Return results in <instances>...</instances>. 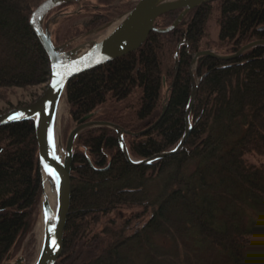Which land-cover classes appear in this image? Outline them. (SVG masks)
<instances>
[{
  "label": "trees",
  "instance_id": "obj_1",
  "mask_svg": "<svg viewBox=\"0 0 264 264\" xmlns=\"http://www.w3.org/2000/svg\"><path fill=\"white\" fill-rule=\"evenodd\" d=\"M44 1L0 0L2 102L13 89L50 81L48 56L29 25ZM117 8L90 16L86 26L106 24ZM213 11L217 41L204 44ZM180 13L158 18L156 28L170 27ZM70 16L76 14L62 19ZM257 41H264V0H212L173 31L151 33L137 51L71 79L65 89L69 120L75 125L111 105L92 120L138 134L160 117L166 78L172 88L164 116L145 134L124 136V142L137 161L168 152L185 133L192 56L233 55ZM195 74L202 80L190 134L178 154L136 167L126 161L110 129H91L77 138L56 264H264V165L247 160L264 157V47L228 62L200 58ZM40 200L33 123L0 128V264L30 232ZM131 210L130 218L115 222Z\"/></svg>",
  "mask_w": 264,
  "mask_h": 264
},
{
  "label": "water",
  "instance_id": "obj_2",
  "mask_svg": "<svg viewBox=\"0 0 264 264\" xmlns=\"http://www.w3.org/2000/svg\"><path fill=\"white\" fill-rule=\"evenodd\" d=\"M82 1L85 0H46L32 13L29 25L48 56L51 68L50 81L34 102L0 115V128L23 122H32L34 125L41 178L42 240L39 254L33 264H56L61 257L64 228L70 208V173L74 144L82 133L98 128L112 130L118 137L121 152L132 166H148L174 156L182 149L191 130L190 114L202 80L195 74L198 59L209 57L228 62L241 58L254 48L264 47V41H257L244 46L233 55L225 56L212 51H201L192 56L189 69L191 94L185 111V133L179 143L168 152L137 161L129 156L124 142V136L145 134L160 121L165 114L168 97L163 102L162 113L157 121L138 134L126 132L111 123L91 120L96 115L95 112L76 123L63 146L58 132L59 110L66 86L71 79L137 51L151 33L166 34L173 31L186 15L212 0H138L134 8L125 14L121 24L104 39L93 43L91 48L86 50L87 44L70 48L71 43L55 46L50 26L57 23L56 15L47 22H45L46 17L60 6ZM175 11H181V13L170 27L156 28L155 21L158 18ZM49 193L55 197L54 211L48 203Z\"/></svg>",
  "mask_w": 264,
  "mask_h": 264
},
{
  "label": "rangeland",
  "instance_id": "obj_3",
  "mask_svg": "<svg viewBox=\"0 0 264 264\" xmlns=\"http://www.w3.org/2000/svg\"><path fill=\"white\" fill-rule=\"evenodd\" d=\"M137 1L138 0H113V1H110V4H104V5H100L99 3H96V1L94 0L85 1V2H82L81 5L82 6L89 5L90 8L83 7L82 13H78L79 10H78V6L76 5V3L68 5V8L66 10L67 15L76 14V17L70 16V17H66L65 19L61 18L60 19L61 22L59 24L56 23L54 25H51L50 29H51L52 41L55 46H60V45L65 44L66 41H68L72 37H75L76 38L75 43H73V45L70 46V48H74L82 44L88 45V44L99 42L105 38L107 31L113 25V23H115V21H117L118 19L123 18L125 14L128 13L127 11L129 10L128 9L129 6L134 7ZM63 7L64 6H62V8ZM112 7H118L117 10L119 13L113 16V18L110 19L106 24H103L94 29L88 28L86 26L87 25L86 23L88 22L90 16L99 15L100 11L104 9L108 10L109 8H112ZM55 13L54 12L50 13V15L46 17V19L47 20L51 19ZM102 14H104V12ZM216 17H217V13L216 11L215 12L213 11V13L211 14L209 18L207 26H206V39L203 42L204 44H206L207 41H212V42L217 41L218 28L216 26V19H217ZM90 30L92 31L89 33L88 31ZM162 83H163V86H162V91H161V102L163 105L164 100L169 95L171 81L167 80L166 78L165 79L163 78ZM45 87L46 85H42V86L33 87V88L13 89L9 91L8 94L6 95L7 101L6 102L0 101L1 114H4V112L11 109L12 107L14 109L19 108L18 106L20 104L25 106V105L32 103L33 98L35 96L41 95ZM131 103L128 102L127 105H130ZM110 108H111V105L109 106L106 105L102 108V111L101 109L99 111H96V114L100 111L107 113L108 111L112 110ZM160 111H161V108L159 107L157 116L160 114ZM75 125L72 124L69 120L68 107H67L65 96H64V99L60 107L59 124H58V132H59V136L61 138V142L63 146L65 145L67 137L69 133L72 131V129L75 127ZM247 160L251 164L258 165L261 163L264 165V157L256 158L254 156H251V157H247ZM133 212L134 210H131V211L121 214L123 215L121 220H115V222L117 224H121L124 219L130 218ZM145 220L146 219H144L143 221ZM133 228L134 227L132 225L131 229L133 230ZM41 240H42V224H41V218H40V204H39L37 208V212L34 216V222L31 227L30 232L26 236L22 237V239L12 249L11 253L7 256L5 264H18V263L33 264L36 257L39 254Z\"/></svg>",
  "mask_w": 264,
  "mask_h": 264
},
{
  "label": "bare ground",
  "instance_id": "obj_4",
  "mask_svg": "<svg viewBox=\"0 0 264 264\" xmlns=\"http://www.w3.org/2000/svg\"><path fill=\"white\" fill-rule=\"evenodd\" d=\"M123 18L118 19L117 21H115V23H113V25L107 31L105 37L108 36L112 31H114L121 24V22L123 21ZM92 46H93V44H88L86 50L91 48ZM59 112H60V110H59ZM48 203H49L51 209L54 211L55 197H54V195H52V193H49V195H48Z\"/></svg>",
  "mask_w": 264,
  "mask_h": 264
},
{
  "label": "flooded vegetation",
  "instance_id": "obj_5",
  "mask_svg": "<svg viewBox=\"0 0 264 264\" xmlns=\"http://www.w3.org/2000/svg\"><path fill=\"white\" fill-rule=\"evenodd\" d=\"M89 1V0H88ZM82 2H85V1H82ZM82 2H79V3H76V5L78 6V10H81V9H83V7L84 8H90V6L89 5H84V6H82L81 5V3ZM75 4V3H74ZM64 7H66V8H64ZM63 8H61V9H57V10H55V11H53L55 14H54V16H55V19H56V21H58L59 19H61V18H63V16H65V15H67V13H66V10H67V8H68V5L67 6H64ZM52 12V13H53ZM50 15V14H49ZM47 20V19H46ZM45 20V21H46Z\"/></svg>",
  "mask_w": 264,
  "mask_h": 264
}]
</instances>
